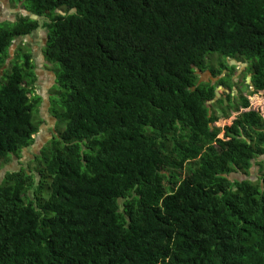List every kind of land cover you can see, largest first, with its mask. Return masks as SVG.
<instances>
[{
  "label": "trees",
  "instance_id": "1",
  "mask_svg": "<svg viewBox=\"0 0 264 264\" xmlns=\"http://www.w3.org/2000/svg\"><path fill=\"white\" fill-rule=\"evenodd\" d=\"M12 4L0 69L43 31L64 129L0 183V264H264V112L233 94L238 64L264 94V0ZM29 47L0 71V170L44 122Z\"/></svg>",
  "mask_w": 264,
  "mask_h": 264
},
{
  "label": "rangeland",
  "instance_id": "2",
  "mask_svg": "<svg viewBox=\"0 0 264 264\" xmlns=\"http://www.w3.org/2000/svg\"><path fill=\"white\" fill-rule=\"evenodd\" d=\"M0 16L2 18H8L9 22H15V20L12 17V13L15 12H21L23 15H27V12L25 10L18 6L15 9H10V0H0ZM6 6V8H4ZM17 4H12V7H16ZM5 10H4V9ZM43 19H46L43 17ZM44 40V41H43ZM46 36L43 31H39L35 33L31 38H21L19 40H16L14 43H12L10 49H9V58L6 61V65L3 66L0 71L1 74L3 71L11 66L12 61L14 57L17 55V49L19 48H27L30 51V47H32L33 50V60L36 63V71L40 73V79L38 84L36 82V88L34 90V93L30 94L29 96L32 98L34 96H40L42 98V103L39 107L38 115L41 116L44 119V122L39 127V132L34 135L35 141L32 144L31 148H24L21 151V157L18 158L16 156L12 157V161L5 165L0 170V183H2L5 173L7 171H15L18 170L20 167H25L28 170L33 169L34 163L31 161L34 160V157L36 154L39 153L40 149L52 138L55 136H59L61 131L64 129L63 124H59V118L53 117L50 112V101L49 98L51 97L50 91L53 86L56 85V74L52 70V63L47 61L43 54L42 47L45 44ZM246 67L241 66L238 64L237 71L234 75V80L238 87L233 88V94L234 96L239 99V95L242 94L243 96L249 97L251 101V109L256 110L258 112L263 113L264 112V94L259 93L255 95H250L251 91H254L253 88H247L245 85V78L247 76V81L251 82V75L244 74V69ZM198 76H199V83H214L216 84L218 79L217 78H211V73L208 71L200 72L197 70ZM38 75V74H37ZM221 92V90H220ZM221 97V95H220ZM263 111V112H262ZM219 113V112H218ZM221 116V114H219ZM237 116V114H232L229 118H219L215 124L212 126H216L221 129L222 132H220L219 136L222 137L223 135V128L225 126H229L232 124L233 119ZM5 169L6 171H1Z\"/></svg>",
  "mask_w": 264,
  "mask_h": 264
},
{
  "label": "flooded vegetation",
  "instance_id": "3",
  "mask_svg": "<svg viewBox=\"0 0 264 264\" xmlns=\"http://www.w3.org/2000/svg\"><path fill=\"white\" fill-rule=\"evenodd\" d=\"M1 5V4H0ZM17 14H19V12H17V13H13V15H17ZM5 19H8V18H2L1 16H0V23H3L4 22V20ZM37 83L38 84H40V82H39V79H40V73L39 72H37ZM259 161H264V156L263 157H261V158H259ZM254 164H255V166H254V168H253V170H252V175H251V180H259L260 179V173H259V166H258V164H257V159L256 160H254ZM235 178H239L238 176H235Z\"/></svg>",
  "mask_w": 264,
  "mask_h": 264
},
{
  "label": "clouds",
  "instance_id": "4",
  "mask_svg": "<svg viewBox=\"0 0 264 264\" xmlns=\"http://www.w3.org/2000/svg\"><path fill=\"white\" fill-rule=\"evenodd\" d=\"M11 4H12V0H10V9H12V8H11ZM0 6H1V5H0ZM18 6H19V5L17 4V7H18ZM4 8H6V6H5ZM4 8H3V9H4ZM4 10H5V9H4ZM15 13H17V12H15ZM20 13H21V12H19V14H20ZM12 14H13V13H12ZM14 16H15V15H12L13 19H14ZM34 17H35V16H34ZM14 20L16 21V19H14ZM34 20H36V19H34ZM34 34H35V33H34ZM34 34H33V35H34ZM33 35L28 36L27 38H31ZM36 72H37V71H36ZM38 72H39V71H38Z\"/></svg>",
  "mask_w": 264,
  "mask_h": 264
},
{
  "label": "water",
  "instance_id": "5",
  "mask_svg": "<svg viewBox=\"0 0 264 264\" xmlns=\"http://www.w3.org/2000/svg\"><path fill=\"white\" fill-rule=\"evenodd\" d=\"M33 19H35V17H33ZM219 97H220V94H219V92H217V94H216V99H218ZM3 171L5 172L6 170L3 169V170L1 171V173H2Z\"/></svg>",
  "mask_w": 264,
  "mask_h": 264
},
{
  "label": "crops",
  "instance_id": "6",
  "mask_svg": "<svg viewBox=\"0 0 264 264\" xmlns=\"http://www.w3.org/2000/svg\"><path fill=\"white\" fill-rule=\"evenodd\" d=\"M1 24V23H0ZM44 41V40H43ZM17 56V55H16Z\"/></svg>",
  "mask_w": 264,
  "mask_h": 264
}]
</instances>
